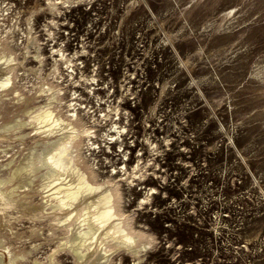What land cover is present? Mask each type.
Returning a JSON list of instances; mask_svg holds the SVG:
<instances>
[{"label":"rangeland","instance_id":"374dc122","mask_svg":"<svg viewBox=\"0 0 264 264\" xmlns=\"http://www.w3.org/2000/svg\"><path fill=\"white\" fill-rule=\"evenodd\" d=\"M68 129L135 243L81 262L22 176L7 264H264V0H0V177Z\"/></svg>","mask_w":264,"mask_h":264},{"label":"bare ground","instance_id":"6f19581e","mask_svg":"<svg viewBox=\"0 0 264 264\" xmlns=\"http://www.w3.org/2000/svg\"><path fill=\"white\" fill-rule=\"evenodd\" d=\"M51 114H45L41 118L43 120H50ZM59 122L60 118H53V121H48L44 125L45 127L40 126L37 130H42L44 127V132H52L54 131L55 125H60ZM15 123L11 122L4 126L7 128L12 127ZM66 127H68V124ZM78 135L79 133L77 131L68 129L67 131H62L55 139L47 142H41L40 139H37L41 145L33 147L31 150V155H33L30 157L31 160L26 161L22 165H16L11 170V175L0 177V216H3L4 209L12 206L14 199L21 195L26 183L25 181L32 182V178L39 175L44 190L48 192L47 194L49 196L55 199L49 202L51 203L50 208L57 213H61L64 218L62 220L66 222L72 219L74 220L72 225L69 226V229L71 232L72 230L77 231L79 235L76 238L79 239L76 243L70 245L72 246L70 249L83 262L88 257L84 250L87 246L93 247L94 245L95 249L101 248L100 246L105 248L106 246L102 245V242H105L103 239L108 240L109 238H114L120 244H123L125 241L134 242L136 237L125 227L118 213L114 192L108 190L96 197L89 196L87 197L88 199L83 197L94 188H99V186H95L88 179L87 173L81 170L75 163V144H73V141L77 139L76 137ZM76 141L78 142V140ZM14 176H21V178L16 184L8 185V181ZM22 176L28 177L25 180ZM5 223L6 220L4 218L0 220L1 225ZM1 239L0 246L1 248L3 246L2 249H4L5 246ZM132 244L129 243L130 246ZM6 249L7 247H5ZM110 249L107 248V251ZM93 257H95L94 254ZM0 264H7L3 251H0ZM46 264H58V262L52 257Z\"/></svg>","mask_w":264,"mask_h":264}]
</instances>
